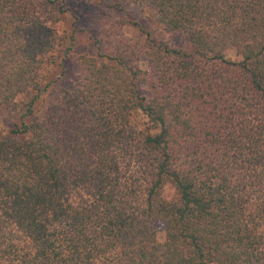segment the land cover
Listing matches in <instances>:
<instances>
[{
    "label": "trees",
    "instance_id": "trees-1",
    "mask_svg": "<svg viewBox=\"0 0 264 264\" xmlns=\"http://www.w3.org/2000/svg\"><path fill=\"white\" fill-rule=\"evenodd\" d=\"M43 1L0 0V107L24 135H0V264H264V0H72L148 7L168 36L117 16L40 119L69 0Z\"/></svg>",
    "mask_w": 264,
    "mask_h": 264
},
{
    "label": "rangeland",
    "instance_id": "rangeland-1",
    "mask_svg": "<svg viewBox=\"0 0 264 264\" xmlns=\"http://www.w3.org/2000/svg\"><path fill=\"white\" fill-rule=\"evenodd\" d=\"M40 8H43V0H35ZM59 7L62 3H58ZM65 11H58L60 20L56 23V28L63 36V43L59 46L55 60L45 64L43 69L44 80L42 90H34L30 98H34V114L40 119H48L54 103L64 90H73L82 83L80 69L76 64V57L94 51V37L102 28L114 20L117 16L123 15L127 23L123 26L126 34L140 41L143 45L147 44L148 36L157 38L167 37L168 34L164 27L159 23L153 11L148 7L140 5H130L126 12L110 9L107 4L95 1L92 4L78 3L72 0L62 5ZM173 45L184 47L188 51H193L191 45L184 43L181 39H174ZM228 55L233 60H241V56L231 50ZM146 67V65H145ZM143 92L151 95L154 88L150 85H142ZM28 96L21 95L19 99H26ZM22 112L9 113L4 107H0V135L4 137L19 136L13 130L21 126ZM133 122L137 126H142L143 117L140 111L133 114ZM165 197L172 200L176 197V190L170 183L163 188ZM157 236L160 241L166 238L165 223L157 221L155 223Z\"/></svg>",
    "mask_w": 264,
    "mask_h": 264
}]
</instances>
